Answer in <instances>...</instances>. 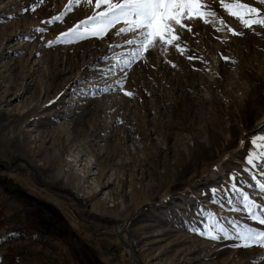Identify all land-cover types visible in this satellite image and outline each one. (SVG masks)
<instances>
[{
	"label": "rangeland",
	"instance_id": "rangeland-1",
	"mask_svg": "<svg viewBox=\"0 0 264 264\" xmlns=\"http://www.w3.org/2000/svg\"><path fill=\"white\" fill-rule=\"evenodd\" d=\"M206 2L215 22L195 20L183 35L202 60L158 48L128 67L130 48L114 31L48 46L93 6L73 4L63 22L44 24L68 0H0V264H79L81 245L94 264H264V247L235 246L233 222L257 226L242 197L229 192V205L209 191L229 183L264 134V27L245 28L219 0ZM9 181L55 207L74 237L46 234ZM209 213L230 238L191 231L211 223ZM43 218L60 220L50 210Z\"/></svg>",
	"mask_w": 264,
	"mask_h": 264
},
{
	"label": "snow or ice",
	"instance_id": "snow-or-ice-1",
	"mask_svg": "<svg viewBox=\"0 0 264 264\" xmlns=\"http://www.w3.org/2000/svg\"><path fill=\"white\" fill-rule=\"evenodd\" d=\"M86 3L93 6V12L85 19L79 20L73 26L60 32L54 40L48 41V46L57 43H77L84 39L96 38L104 39L114 31L116 36L124 37V43L129 46V59L123 63L131 67L137 60H143L150 55L153 50L162 48L167 52L169 48H174L181 56H187L188 60H202L196 55H188L190 51L186 48L183 35L185 31L193 32L192 22L200 20L205 24L214 23L217 18V11L212 10L215 5L206 2V0H68L66 12L52 16L43 21L44 24H53L57 21L63 22L64 18L71 12L73 4ZM43 3V0H40ZM260 5H264V0H259ZM221 8L227 11L229 16L238 18L243 27L253 29L255 25L264 27V9L253 6L242 0H219ZM27 11L28 9H24ZM35 11V8L31 9ZM211 18V19H210ZM221 25H225L232 35L240 36L243 32L236 31L231 26L225 24L224 19L219 20ZM46 27H37L36 31L44 33ZM223 31V28L216 29ZM131 35V38H128ZM226 42V41H225ZM111 47V45H109ZM228 60L229 57H223ZM171 63V61H169ZM173 67L176 65L173 64ZM124 77L118 79L116 83L123 90ZM107 91V89H105ZM128 96L134 95L131 91H126ZM245 141H241L243 146ZM253 149H249L244 157L245 165L239 171L229 173L227 185L210 188L214 198L223 197L229 205L232 199L229 198V192L236 193L242 197L244 204L243 211L246 212L249 220L256 222L257 226H250L248 223L239 224L233 222V233L235 239L240 243L237 247L249 248L254 245L264 247V203L258 204L257 200L250 198L247 191L241 187V184L247 183L241 172L247 173L251 180L255 181V187L264 195V134L254 135L250 140ZM228 158L226 157L225 160ZM219 166H214V171ZM250 188L252 184L248 185ZM241 211V209H234ZM211 223L203 228L192 227L191 231L200 236L212 240L230 238V230L224 224H221L215 215L209 213Z\"/></svg>",
	"mask_w": 264,
	"mask_h": 264
},
{
	"label": "trees",
	"instance_id": "trees-1",
	"mask_svg": "<svg viewBox=\"0 0 264 264\" xmlns=\"http://www.w3.org/2000/svg\"><path fill=\"white\" fill-rule=\"evenodd\" d=\"M4 180L5 179L1 180L0 182L1 187H5L7 189L6 186H8V184H7V181H4ZM10 188H11V191L13 192V197L19 200L23 206L30 208V210L29 209L26 210V213L28 211L30 213L34 212L36 214L35 215L36 217L35 216L33 217L34 222L37 224L39 223L41 227H44L45 225L46 234H52V236H56L60 239L63 238L62 236L64 235L74 237L73 232L69 229L66 222L63 221V219L61 218L59 212L56 210L55 207H52L51 204L45 201H42L40 199H37L34 196L24 192L23 190H20L19 187L15 184L11 185L10 183ZM19 191H21V194L19 193ZM47 210H50L51 212H54L55 214H57V217L60 219L57 224L54 223L52 220L47 223L45 222L43 224L41 223V219H44L43 217L47 213ZM84 248L85 246L81 245L79 249H76L73 251L75 259L78 261L79 264H94L93 262H91L89 256L86 255V251L84 250ZM81 254H85V257L82 258ZM96 264H100V261H97Z\"/></svg>",
	"mask_w": 264,
	"mask_h": 264
},
{
	"label": "water",
	"instance_id": "water-1",
	"mask_svg": "<svg viewBox=\"0 0 264 264\" xmlns=\"http://www.w3.org/2000/svg\"><path fill=\"white\" fill-rule=\"evenodd\" d=\"M65 189V188H64Z\"/></svg>",
	"mask_w": 264,
	"mask_h": 264
}]
</instances>
